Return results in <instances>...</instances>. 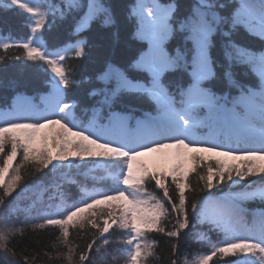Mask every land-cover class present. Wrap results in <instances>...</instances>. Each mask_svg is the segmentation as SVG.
<instances>
[{
    "label": "snow or ice",
    "instance_id": "1",
    "mask_svg": "<svg viewBox=\"0 0 264 264\" xmlns=\"http://www.w3.org/2000/svg\"><path fill=\"white\" fill-rule=\"evenodd\" d=\"M0 7L26 14L30 33L22 43L0 40V49L6 54L12 48L22 49L20 54L0 57V62H32L50 73L51 86L43 107L18 94L10 107L0 110V264H20L18 255L23 264H36L37 255L17 253L12 244L15 237L24 234V228L16 227L13 219L21 211L16 201L24 198L30 204L23 209L25 219L21 223H31L33 231L58 228L55 241L62 250L57 259L64 264H92L94 247L95 257L106 261L110 244L106 234L113 227L121 233L116 243L126 245L114 252L126 264L160 259L156 254L158 241L148 239L149 233L174 240L168 264H181V232L197 223L209 225L220 238L212 241L207 234L198 233L197 239L208 251L193 253L191 259L185 256L183 264H210L214 258L227 257L235 258L227 264H264V210L253 214L249 223L242 207L248 201L264 202V49L243 46L232 39L242 29L264 43V0H236L226 16L216 11L225 5L196 0L175 25V3L135 0L129 17L137 23L135 37L146 41L148 48L130 67L146 73L149 83L134 82L108 63L97 79L105 85L114 83V87L91 93L102 99L90 115L85 112L83 119L77 115V104L66 98L67 90L76 83L67 61L86 54V40L49 49L42 30L55 11L45 0H0ZM64 9H83L76 34L95 20L104 28L116 22L102 0H87L85 5L80 0H65L56 11L63 16ZM176 31L185 35L190 46L184 52L177 48L171 55L165 45ZM216 34L227 38L223 56L229 67L242 66L258 79V85L246 86L226 69L223 80L237 90V95H218L204 87L216 76L210 54ZM178 70L187 73L190 83L174 94L162 77ZM124 94L129 103L146 97L154 104L155 115L146 113L133 126L128 115L112 111L117 97ZM104 108L109 109L107 123L100 119ZM18 157L20 162L16 163ZM72 158L98 161L92 169L102 170L113 187L99 192L82 187L80 199L69 202L62 181L75 183L65 174V169L77 167ZM28 166L34 172L48 169L49 181L37 178L32 184L23 183L25 175L33 174ZM80 167L89 165L82 163ZM248 177L254 179L239 185ZM149 181L162 195L148 189ZM225 182L228 192L219 196L212 192ZM238 185L241 190L232 191ZM203 192L207 195H200ZM13 193L16 196L8 200ZM189 194L193 196L190 205ZM101 205L106 212L99 209ZM98 216L104 217L102 226ZM88 226L98 235H93L85 247L74 244L70 229L82 232ZM44 254L51 259L48 251ZM117 258L112 255L114 261Z\"/></svg>",
    "mask_w": 264,
    "mask_h": 264
},
{
    "label": "trees",
    "instance_id": "2",
    "mask_svg": "<svg viewBox=\"0 0 264 264\" xmlns=\"http://www.w3.org/2000/svg\"><path fill=\"white\" fill-rule=\"evenodd\" d=\"M46 4L53 5L55 15H50L46 20V27L43 32L44 40L49 49L60 48L67 44H75L77 40H86L85 55L80 59L70 58L67 63L71 65L72 78L75 80L73 87L67 90L66 98L77 104V115L83 119L85 112L89 115L92 109L98 106V102L102 99L99 95H92L94 91L101 88L109 89L114 87V83L105 85L97 79L108 63H111L118 69L125 72V74L134 82L139 80L140 83L148 84L146 73H141L130 67L134 60H136L142 52L147 51L148 45L146 41L139 40L135 37L137 23L134 18L129 17V9L135 3V0H102V2L110 7L115 24L108 28L101 27L99 20L93 21L81 33L76 34L74 29L77 21L82 15L83 9H74L68 11L64 9V15L61 16L57 9L64 5L65 0H45ZM162 5L175 3L177 11L173 24L176 20L182 19L186 16L191 7L195 4L196 0H158ZM217 4H223L225 7L217 8L216 11L221 16H226L233 8L236 0H214ZM81 5H85L87 0H80ZM26 14H23L19 9L5 11L0 7V40H6L10 43H22L28 37L29 28L26 26ZM223 30H227L226 27ZM227 38L223 35L216 34L213 36V46L210 54L213 60V67L216 76L211 81H206L204 87L211 88L218 95L228 93L230 95H237L238 92L234 88H229L227 83L223 80V73L229 69L235 76L237 81H240L246 86L258 85V79L250 74L242 66H231L225 61L223 56V43ZM232 39L238 44L248 46L256 50L264 49V43L248 36L242 29L232 35ZM190 46V42L186 41L185 35L176 31L172 38L165 45L166 49L171 55L176 54V49L179 48L181 52L186 51ZM22 53V49L12 48L6 54L3 49H0V57L11 56L13 54ZM50 73H46L39 69L36 65L29 61H16L14 59H5L0 62V110L6 109L13 103V98L18 94L25 98L31 99L34 104L43 107L44 101L51 92V86L48 83ZM164 85L172 93H177L178 89L186 88L190 83V77L182 70L169 71L162 77ZM155 106L146 97L138 101L129 103L126 94L117 97L112 105V111L122 112L131 118V124L134 126L137 119L142 118L146 113L155 115ZM108 108H104L101 112L100 119L102 122L107 123ZM150 159V157H145ZM20 162V157L17 158L16 163ZM29 171H33L28 166ZM24 170H22L23 172ZM206 169H203L206 174ZM71 181H62L63 191L69 202H75L80 199L81 188L86 187L92 191H108L113 187V182L106 177V174L100 170H87L79 168L75 170L65 171ZM50 173L47 170L42 172H34L32 175H25L23 183L32 184L37 178H42L45 182L49 181ZM253 177H248L246 180L239 181V185H246ZM195 184V179H193ZM235 186L232 191H240V187ZM147 187L150 191H157L153 182L149 181ZM19 191V188L17 189ZM229 191L228 182L218 184L212 192L216 195H222ZM2 194V192H0ZM162 195V193H159ZM174 194V193H173ZM200 195H207V192L200 193ZM16 196L13 193L12 200ZM48 194H45L47 200ZM193 199L192 194H189V205ZM21 211L18 215L14 216L15 226L24 228V234L17 236L13 239L12 244L15 246L17 253L35 254L37 255L36 264H64L62 259H57V253L62 250L59 242L55 241V236L59 235L58 228L47 227L43 230L33 231L31 223L23 224L21 221L25 219L23 209L30 204L27 198L19 199L16 201ZM242 207L246 211V219L251 223L252 215L264 210V202L260 200L245 202ZM99 209H104V206H99ZM98 209V210H99ZM189 213L191 209L189 207ZM103 216L97 217V222L103 225ZM43 222V221H38ZM171 227V225H168ZM205 233L212 240L216 241L220 238V234L214 230H210L207 224L190 225L189 229L181 232L180 236V261L183 264L185 256L189 259L192 258L193 253H204L208 248L203 245L198 239V233ZM93 235H98L95 229L90 226L86 227L82 232L77 229H70V238L74 244H79L85 247L87 243L91 242ZM110 244L107 246L109 253L106 261H101L95 257V247L93 249V262L92 264H126L123 257L114 252V249H123L126 247L124 244H117L116 240L121 235L120 230L113 227L108 234ZM84 237V239H81ZM148 239H155L158 241L156 254L160 257L157 260L155 257L149 258L147 264H168L171 256V242L169 238L157 233H149ZM53 243L57 247L53 248ZM45 251L51 254V259L45 256ZM79 249H77L78 260ZM112 255H117L118 258L114 261ZM20 264L23 261L20 256H17ZM235 259L234 257H227L223 259L214 258L210 264H227V261Z\"/></svg>",
    "mask_w": 264,
    "mask_h": 264
},
{
    "label": "rangeland",
    "instance_id": "3",
    "mask_svg": "<svg viewBox=\"0 0 264 264\" xmlns=\"http://www.w3.org/2000/svg\"><path fill=\"white\" fill-rule=\"evenodd\" d=\"M72 159H73V162L77 165V167H75V168H71V169H65V171H68V170H75V169L82 168V167H80V165H81L82 163H83V164H87V165H89V167H86V168H84V169L92 168V165L98 163V161H95V160H93V159H91V158H88V159H86V160L83 161V162L78 161V160H75L74 158H72ZM0 164H2V160H0ZM45 170L49 171L48 169H45Z\"/></svg>",
    "mask_w": 264,
    "mask_h": 264
}]
</instances>
